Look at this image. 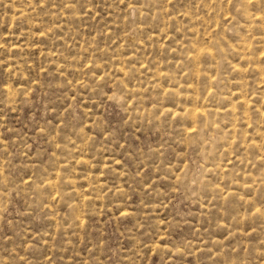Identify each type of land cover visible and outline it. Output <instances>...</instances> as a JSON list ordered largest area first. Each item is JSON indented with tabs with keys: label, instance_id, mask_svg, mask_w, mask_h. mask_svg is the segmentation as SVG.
I'll return each instance as SVG.
<instances>
[{
	"label": "rangeland",
	"instance_id": "1",
	"mask_svg": "<svg viewBox=\"0 0 264 264\" xmlns=\"http://www.w3.org/2000/svg\"><path fill=\"white\" fill-rule=\"evenodd\" d=\"M0 264H264V0H0Z\"/></svg>",
	"mask_w": 264,
	"mask_h": 264
}]
</instances>
